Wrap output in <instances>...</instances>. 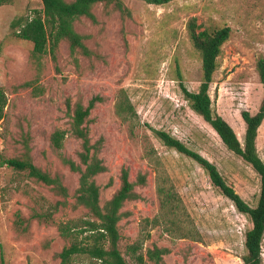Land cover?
<instances>
[{"label":"rangeland","instance_id":"rangeland-1","mask_svg":"<svg viewBox=\"0 0 264 264\" xmlns=\"http://www.w3.org/2000/svg\"><path fill=\"white\" fill-rule=\"evenodd\" d=\"M122 1L131 17L123 18L113 5L97 4L93 8L96 23L87 18L75 22L76 31L93 52L90 58L76 55L78 64L66 41L58 46L55 62L50 55L34 58L33 43L16 37L13 21L32 18L43 9L41 0H11L0 7V88L8 100L0 121V156L21 160L29 156L36 167L59 178L69 194L67 205L54 212L52 221L38 218L63 198L51 186L0 159V264H61L58 255L65 247L73 241L86 242L88 233L79 228L71 238L59 231L70 222L95 220L87 209L75 207L80 175L62 160L79 163L80 141L68 135L64 148L56 151L50 136L56 129L70 127L68 99L86 104L95 95L105 98L90 117L92 141L103 138L99 157L108 168L95 178L100 205L120 189L123 168L136 184L140 175L146 176L145 185L135 187L140 198L121 209L125 214L118 224L123 256L131 262L128 248L141 242L139 253L146 254L154 246L170 250L164 264H244L250 219L212 185L196 161L166 147L152 129L169 133L209 160L246 203L257 205L260 176L190 108L183 88L197 92L202 81L201 58L189 38V21L195 18L200 31L230 27L231 37L222 47L210 96L215 112L244 141L241 113H256L264 96L256 69L264 55V0H174L165 5ZM27 83L31 86L24 87ZM121 90L136 110L134 137L115 113ZM257 149L264 162V122ZM160 177L183 202L186 213H180L179 219L168 213L167 219L162 217L167 209L162 210L157 195ZM158 218L157 225L146 223ZM171 218L181 223L175 225ZM179 227L192 230L198 241L181 238ZM262 258L264 264V240ZM72 264L94 261L79 256Z\"/></svg>","mask_w":264,"mask_h":264},{"label":"trees","instance_id":"trees-1","mask_svg":"<svg viewBox=\"0 0 264 264\" xmlns=\"http://www.w3.org/2000/svg\"><path fill=\"white\" fill-rule=\"evenodd\" d=\"M43 9L36 11L30 19H16L11 24V28L17 38L33 43L32 55L40 59L45 55H50L56 62V50L61 42L66 41L69 44L71 55L74 56L75 63L78 64L76 55H82L90 58L93 52L85 44V38L75 29V22L80 18H87L93 23L97 18L93 8L97 4L113 5L123 18L131 17V11L124 5L122 0H41ZM152 5H165L174 0H142ZM11 0H0V7L9 4ZM200 26L195 18L188 23L189 38L194 48L198 51L201 58L202 81L197 92H191L183 88V93L190 108L202 117L218 134L221 141L228 150L243 159L260 176L261 189L258 203L255 207L246 203L243 198L228 185L217 167L209 160L205 159L199 153L191 150L182 141L173 137L167 132L152 129L155 137L166 147L174 149L180 154L196 161L209 175L212 185L218 188L221 193L231 200L237 210L246 215L252 228L245 235L246 253L242 257L244 264H262V244L264 240V162L259 156L257 149V137L259 129L264 122V96L259 110L252 114L249 111H243L241 117L246 126L244 141L241 142L233 127L213 108V101L210 96V86L213 82L214 73L219 67L218 59L222 54L223 45L231 37V28L223 27L220 29H206L200 31ZM257 73L260 82L264 86V55L260 56L256 64ZM31 86L30 83L24 87ZM7 97L2 88H0V121L4 118L5 108L7 106ZM105 102V98L100 95L93 96L86 104L82 100L72 103L70 99L66 101L67 113L71 118L70 127L67 130L56 129L50 136V145L60 151L64 148V143L68 135H72L80 141L81 150L78 153L79 163L63 157V162L71 171L80 175L79 188L75 194V207H83L95 220H80L70 222L61 226L59 231L65 238H71L76 228L81 229V233H88L86 242L73 241L69 247H65L58 255L61 264H72L74 258L86 256L94 264H164V257L170 254L167 248L154 246L148 249L146 254L139 253L142 247L141 242L129 246L128 252L131 262L126 259L119 249L121 234L119 231V222L124 217L121 212L124 204L129 201H136L140 196L136 193V185H145L146 176L140 175L138 184L130 180L129 170L123 168L121 172V186L114 196L104 205H100V187L95 178L108 172L104 160L99 157L103 138L93 142L90 135V122L92 111L97 105ZM115 113L122 123L128 125L129 134L135 136L136 110L130 102L124 90L118 94L115 104ZM2 164H6L16 170L27 172L28 175L37 182L51 186L56 194L63 198V201L57 202L46 214L37 215L46 222L53 220L54 212L59 211L60 206L67 205L69 194L68 190L61 184L60 179L52 177L47 172L36 167L31 158L27 156L24 159H5L0 156ZM157 195L161 202L162 210H166L163 216L168 218L169 214L179 219L180 213H186L185 207H181L183 202L181 198L169 188L160 177L157 186ZM182 211V212H181ZM168 213V216H167ZM176 219L171 218L175 225L180 224ZM161 220L146 219V223L157 225ZM179 236L183 239L193 238L195 234L189 228L177 230ZM74 235V234H73ZM150 234L148 235V237Z\"/></svg>","mask_w":264,"mask_h":264}]
</instances>
